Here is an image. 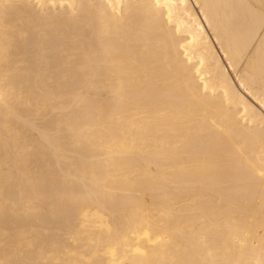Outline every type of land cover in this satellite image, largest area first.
<instances>
[{
    "label": "bare ground",
    "instance_id": "6f19581e",
    "mask_svg": "<svg viewBox=\"0 0 264 264\" xmlns=\"http://www.w3.org/2000/svg\"><path fill=\"white\" fill-rule=\"evenodd\" d=\"M0 264H264V0H0Z\"/></svg>",
    "mask_w": 264,
    "mask_h": 264
}]
</instances>
